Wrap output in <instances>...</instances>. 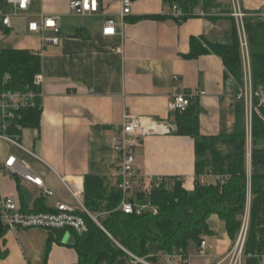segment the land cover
Wrapping results in <instances>:
<instances>
[{
  "label": "crops",
  "instance_id": "0c3cea01",
  "mask_svg": "<svg viewBox=\"0 0 264 264\" xmlns=\"http://www.w3.org/2000/svg\"><path fill=\"white\" fill-rule=\"evenodd\" d=\"M74 1L32 0L28 11L11 18L10 28H0V51L41 54V123L37 129L23 130L20 140L36 155L23 152L31 163L24 160L55 194L54 199H45L47 207L54 210L57 201L74 203L60 178L77 182L83 189L88 175L117 179L115 142L126 115L150 119L166 128L138 139L135 156L143 180L141 193L148 196L157 178L180 180L193 193L195 140L174 133L178 114L168 110V102L181 92H205L195 101L201 134L233 132L239 98L234 82L226 81L223 61L213 53L186 57L191 54L193 38L203 39L204 47L232 44L237 27L234 12L247 17L264 13V0H218L221 8L211 11L200 0L193 16L181 23L151 19L173 12L174 5L167 0H131V14L125 20L122 0H98V12L86 16L72 14ZM6 10L11 11L10 7ZM42 15L61 17L59 45L44 43L42 35L30 31V22ZM110 19L118 32L105 37L103 29ZM10 146L0 142V164L10 156ZM247 167L250 173V135ZM201 182L213 185L217 177L206 174ZM23 184L41 193L26 183L3 179L5 193L30 211L43 197L29 204L21 191ZM220 221L217 216L210 218L212 234L203 238L208 245L206 255H201L200 245H192L187 264H231L235 242ZM49 239L50 232L42 229L6 232L0 241V264H79L69 233L62 243L54 242L48 248Z\"/></svg>",
  "mask_w": 264,
  "mask_h": 264
},
{
  "label": "trees",
  "instance_id": "16d2710c",
  "mask_svg": "<svg viewBox=\"0 0 264 264\" xmlns=\"http://www.w3.org/2000/svg\"><path fill=\"white\" fill-rule=\"evenodd\" d=\"M184 13L180 19L172 16H153V20H173L181 23L194 14L200 0H167ZM218 0H205L208 11L221 8ZM3 0H0V4ZM229 11V10H228ZM130 22H132L130 20ZM134 22V21H133ZM249 44L252 83L254 91L264 89V20L247 17L244 20ZM0 28H4L0 25ZM203 39L191 40V54L187 59H197L213 53L225 66L226 81L232 80L235 94L244 86V68L237 27L230 45L206 44ZM42 72L41 57L29 51L4 49L0 51V94H40L35 85L36 76ZM36 107L22 110L20 124L25 129H37L42 118L41 100ZM175 134L195 140L196 182L195 191L187 192L180 180L163 178L160 187L148 196L135 194L139 204H150L158 209L154 215L147 211L141 216L125 215L119 208L123 194L119 179L88 175L84 181V204L97 218L98 223L84 216L88 233L79 236L65 230L50 231L48 248L54 242L62 243L69 233L74 239L72 247L79 255V264H117L126 257L118 245L132 254L159 263L161 255L184 252L187 257L192 245H200L206 235H211L209 220L217 216L226 225L232 241L241 231L248 207L250 192V217L244 249V264H264V105L254 100L251 115V172H248V114L244 100L235 109L232 133L204 136L200 131V109L194 102L184 113H177ZM22 132H19L21 135ZM212 174L216 184L206 185L201 177ZM157 180V179H155ZM154 180V181H155ZM114 182V183H113ZM22 211L53 213L44 198L28 210L22 202ZM6 233V232H5ZM156 253L151 255V250ZM251 256V257H250ZM44 264H47L45 261Z\"/></svg>",
  "mask_w": 264,
  "mask_h": 264
},
{
  "label": "built area",
  "instance_id": "2783aa9c",
  "mask_svg": "<svg viewBox=\"0 0 264 264\" xmlns=\"http://www.w3.org/2000/svg\"><path fill=\"white\" fill-rule=\"evenodd\" d=\"M32 0H3V6L0 7V25L4 28L11 27V18L18 17L20 14L29 10ZM10 7L11 11L6 10ZM71 12L74 15L86 16L98 12V0H76L71 3ZM132 10L131 0H122L121 17L125 20L130 16ZM172 13L168 14L174 18H182L184 13L177 7H172ZM234 17L237 21L238 34L242 52L244 68V86L240 88L237 97L244 100L248 114V132L251 134V115L254 106V100L258 99L260 105H264V89L257 91L253 89L252 70L249 52V44L246 35L244 20L247 15L241 11H235ZM251 17L264 20V13L260 12ZM124 26V23L121 25ZM29 29L33 33L42 35L43 42L52 45H59L62 30L61 17L42 15L38 20L31 21ZM118 26L113 20H107L103 29V36L113 37L117 35ZM48 35V36H47ZM41 57V54H37ZM42 77L35 78V85L41 89ZM205 92H181L175 94L168 102V110L172 113H184L200 97L205 96ZM36 98H41L35 94L3 93L0 94V142L7 143L18 150L27 153L33 157L36 155L21 144L19 132L23 131L20 124L19 113L22 110L36 107ZM166 130L157 122L150 119H142L126 115L120 134L115 142V151L118 156V166L116 176L119 179L118 188L123 194V200L120 210L125 215L141 216L147 211L154 215L158 209L150 204H137L133 197L141 193L142 177L140 175V166L136 161L135 148L138 145V139L151 133ZM167 132H170L167 130ZM12 178L19 182L31 185L41 191L42 197L46 200L54 199V192L49 189L40 177L33 171L31 166L21 158L15 155L8 156L0 164V217L5 232H18L20 230L42 229L46 231H73L79 236L88 233V225L84 216H89L93 221L98 220L85 207L84 189L77 182H72L66 178H60L64 187L71 194L74 203L68 204L57 201L53 213H29L23 212L20 202L5 193L3 188V179ZM163 183V178H157L150 186L148 193L154 188H158ZM250 195V192H249ZM249 229V219L246 218L242 228L234 243V249L230 254L231 264H242L245 244ZM119 248L125 253L126 257L117 264H187V257L181 250L175 254L161 255L159 263L151 262L147 258L138 257L122 246ZM201 255H206L208 248L207 242H201ZM251 257V256H250Z\"/></svg>",
  "mask_w": 264,
  "mask_h": 264
},
{
  "label": "rangeland",
  "instance_id": "374dc122",
  "mask_svg": "<svg viewBox=\"0 0 264 264\" xmlns=\"http://www.w3.org/2000/svg\"><path fill=\"white\" fill-rule=\"evenodd\" d=\"M250 135V134H249ZM9 145V144H8ZM11 147V146H10ZM9 155H15L17 156L18 158H21V159H25L28 163H31L30 162V159L28 158V156H26L23 152L17 150L16 148H14L13 146L11 147V151L9 152ZM21 191H22V194L24 195L25 197V200L30 204L32 203L33 201H35L37 198L41 197V193L39 191H36L32 188H30L29 186L23 184L22 187H21ZM248 207H247V211H246V215H245V218H248L250 217V202H251V197L250 195L248 196ZM223 221H220V226L223 227ZM156 253V250L155 249H152L151 250V255H154ZM243 260L244 258L242 257V264H243Z\"/></svg>",
  "mask_w": 264,
  "mask_h": 264
},
{
  "label": "water",
  "instance_id": "95a60500",
  "mask_svg": "<svg viewBox=\"0 0 264 264\" xmlns=\"http://www.w3.org/2000/svg\"><path fill=\"white\" fill-rule=\"evenodd\" d=\"M4 234H5L4 233V226H3V223H2V219L0 217V241L3 238ZM73 245H74V243H73Z\"/></svg>",
  "mask_w": 264,
  "mask_h": 264
}]
</instances>
